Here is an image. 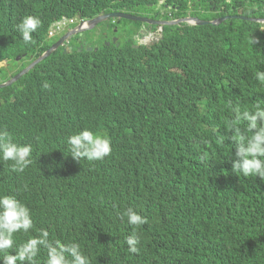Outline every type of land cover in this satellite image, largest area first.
I'll use <instances>...</instances> for the list:
<instances>
[{
	"label": "trees",
	"instance_id": "1",
	"mask_svg": "<svg viewBox=\"0 0 264 264\" xmlns=\"http://www.w3.org/2000/svg\"><path fill=\"white\" fill-rule=\"evenodd\" d=\"M134 1L166 21L188 16L190 6L207 20L264 19V0H165L170 11L163 15L155 8L160 0ZM110 12L130 10L121 0H0V59L3 52L36 58L49 47L40 46L48 28L63 17ZM25 16L41 21L30 44L17 40ZM119 22L135 28L116 44L106 46L102 37L92 44L97 51L58 50L22 78V87L0 89V130L32 146L23 173L0 161V196L25 204L33 220L28 233L13 235L0 261L45 229L50 241L79 243L90 264H264V180L233 173L239 141L228 127L234 109L264 108V81L256 78L264 72V25L231 19L156 31ZM148 29L157 42L133 47ZM203 95L209 114L219 116L213 130L209 118L204 128L184 124L197 117L193 109ZM179 107L187 117L174 118ZM235 127L252 135L247 121ZM84 129L110 138V155L69 157L68 137ZM128 208L146 223L130 225ZM131 236L135 253L126 243ZM46 260L41 248L37 262Z\"/></svg>",
	"mask_w": 264,
	"mask_h": 264
},
{
	"label": "clouds",
	"instance_id": "2",
	"mask_svg": "<svg viewBox=\"0 0 264 264\" xmlns=\"http://www.w3.org/2000/svg\"><path fill=\"white\" fill-rule=\"evenodd\" d=\"M123 6L128 7L130 12H110L102 15H95L87 19H79L72 17L61 18L59 21L53 22L48 28L47 33L43 36L40 41V46L44 47L49 45L47 50H43L36 58L34 55L29 53H24L21 56H17L15 60L10 57L6 52H3V57L0 59V89L6 87L18 88L22 87V78L31 70H33L37 64L42 62L44 59L50 57L53 53L58 50H62L64 53L73 52V48L76 47V51L80 53L85 50L86 52L97 51V47H93L92 44L96 43L97 40L89 39V34L93 30H96L99 26L106 28V33L102 37L106 38L105 45L110 46L111 44H116L124 37L122 32L123 27H120V20H126L123 18H113L105 22L98 24L92 28H89L88 22L92 19L111 13H120L131 15L139 18H145L156 22H173L184 19H197L205 22H215L218 19L224 17H230L229 20L235 19L239 20L238 17H245L248 22H256L254 20H259L262 22H256L264 25V19H254L242 15H224L222 17H215L213 19H202L198 16H194L195 13L192 6L189 7L188 16L172 20L157 19L154 14H141L139 11V6L137 1L134 0H121ZM230 2V0H227ZM152 6V5H151ZM132 7H136V10H131ZM156 10L160 11L161 15L165 11H170V8L165 3V0H160L156 4ZM223 7H219L218 13L223 11ZM176 11L179 8L176 7ZM200 14H206L205 11L199 9ZM168 16H171L170 12ZM237 17V18H236ZM229 20H226L220 24H223ZM129 21V20H126ZM111 22L112 24H108ZM135 22V21H130ZM138 23L147 25L150 29L153 27L156 31L162 29V27L170 26H198L194 22L179 23L178 25H153L149 23H144L136 21ZM218 24V25H220ZM41 21L35 16H25L22 18L20 23L16 26L18 32L17 40L24 42L25 44H30L33 42L34 36L38 34ZM216 25V26H218ZM208 26V25H204ZM213 26V25H210ZM115 29V33L112 34V30ZM78 28L82 30H77ZM84 28V29H83ZM76 30V32H74ZM149 30V29H148ZM154 30V29H153ZM264 30V29H261ZM95 32V31H94ZM154 31L149 33L141 30L139 36H143L142 42H137V45L133 46L139 48L140 46H147L150 41H145L146 38H150L153 42H157V39L153 37ZM138 37V36H137ZM61 41V42H60ZM255 41L252 40V43ZM150 45L152 43H149ZM56 45V49L52 47ZM118 46V45H117ZM91 49L92 51H88ZM51 52L46 55L49 51ZM40 57H44L40 62L35 64V66L29 69L27 72L23 73L31 64L37 61ZM34 58V59H33ZM31 61L26 67L20 69V63ZM256 78L260 81H264V72H257ZM45 88L48 87L47 84L44 85ZM134 108V107H133ZM194 112L197 117L193 119H188L184 124H195L199 123L203 128L204 121L206 118L212 122V130L216 128L219 120V116H211L209 114V101L203 95L197 102V106L194 107ZM236 113L235 118L228 122L229 130H231L239 143L235 150V155L237 159L232 164V171L236 175L239 173L241 176L247 177H259L260 180H264V108L256 106L254 112L245 111L242 114L239 113L238 109H234ZM182 115L186 116L183 109L180 107L176 110L175 116L179 119ZM187 117V116H186ZM241 121H247V130L252 132L250 137H245L240 132L238 125ZM258 121L260 126H258ZM235 130V131H233ZM222 142V141H221ZM67 146L69 151V157L74 161L80 162L82 159L88 161H98L102 160L104 157L110 155L111 153V141L110 138L93 133L88 129L77 132L68 137ZM32 146L30 144H17L13 142L10 134L7 131L0 130V161L11 162V171L15 173H23L26 168L32 164ZM178 166H180V161L176 160ZM26 187V186H25ZM125 215L127 216V221L130 225L140 226L146 223L144 217L136 213L132 208H128ZM77 222H80L79 220ZM33 228L32 214L29 207L18 201L13 196H0V253H6L9 249L13 248L14 240L13 235L17 232L28 233L30 229ZM49 232L45 229H40V234L38 237H33L26 240L18 246L16 249V254H6L3 256V260L0 264H38L37 256L41 251V248L47 250V260L46 264H90L89 258L83 254L81 246L79 243L62 244L58 241L49 240ZM126 243L129 246V251L132 253L137 252L136 244L138 240L135 236L128 237ZM71 257V259H69Z\"/></svg>",
	"mask_w": 264,
	"mask_h": 264
},
{
	"label": "water",
	"instance_id": "3",
	"mask_svg": "<svg viewBox=\"0 0 264 264\" xmlns=\"http://www.w3.org/2000/svg\"><path fill=\"white\" fill-rule=\"evenodd\" d=\"M113 18H123V19H126V20H129V21H140V22H144V23H149V24H153V25H178L179 23H185V22H194V24L196 25H199V26H204V25H213V26H216L226 20H229L230 17H224V18H221V19H218L217 21L215 22H205V21H200V20H197V19H184V20H178V21H173V22H168V23H165V22H156V21H151V20H148V19H145V18H139V17H135V16H131V15H126V14H120V13H111V14H106V15H103V16H98L94 19H92L91 21H89L87 24L89 26V28H92L94 26H97L98 24L102 23V22H105L109 19H113ZM237 18V17H236ZM239 20H248V21H251L250 19H247L245 17H238ZM256 22H262V21H259V20H254ZM84 29V28H83ZM77 30H82L80 28H78ZM76 32V30L74 31ZM61 42V41H60ZM57 46L54 45L52 47V49H56ZM88 51H92L91 49H88ZM51 52V50L46 54L48 55L49 53ZM44 57H40L37 61H35L33 64H31L26 70L23 71V73L27 72L29 69L33 68L35 66V64H37L38 62H40Z\"/></svg>",
	"mask_w": 264,
	"mask_h": 264
},
{
	"label": "rangeland",
	"instance_id": "4",
	"mask_svg": "<svg viewBox=\"0 0 264 264\" xmlns=\"http://www.w3.org/2000/svg\"><path fill=\"white\" fill-rule=\"evenodd\" d=\"M145 9L146 8H139V10H140L139 12L141 14H143V13L144 14H150V12L149 11H145ZM134 28L135 27H134L133 23L127 24L125 26V28L122 29L124 37H127L128 35H130L131 30L134 29ZM91 32L92 33L89 34V39L97 40V42H100L101 39H102V35H104L106 33V28H104L103 26H99L96 30H93ZM113 33H115V29H112V34ZM148 39H149L148 41H150L149 43H152L153 40H150V38H148ZM136 40H137V42H142L143 36L136 37ZM149 43H147V44H149ZM104 44H105V42H104Z\"/></svg>",
	"mask_w": 264,
	"mask_h": 264
}]
</instances>
